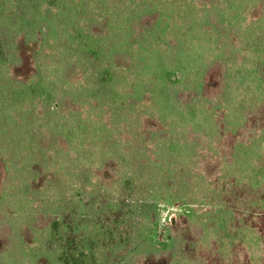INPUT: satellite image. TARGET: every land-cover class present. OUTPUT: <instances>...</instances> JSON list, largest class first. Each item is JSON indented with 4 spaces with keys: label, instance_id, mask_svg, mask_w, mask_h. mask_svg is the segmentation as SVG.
I'll list each match as a JSON object with an SVG mask.
<instances>
[{
    "label": "rangeland",
    "instance_id": "rangeland-1",
    "mask_svg": "<svg viewBox=\"0 0 264 264\" xmlns=\"http://www.w3.org/2000/svg\"><path fill=\"white\" fill-rule=\"evenodd\" d=\"M0 264H264V0H0Z\"/></svg>",
    "mask_w": 264,
    "mask_h": 264
}]
</instances>
